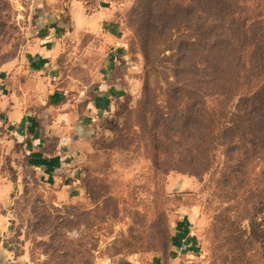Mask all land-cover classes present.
Here are the masks:
<instances>
[{
    "label": "rangeland",
    "instance_id": "1",
    "mask_svg": "<svg viewBox=\"0 0 264 264\" xmlns=\"http://www.w3.org/2000/svg\"><path fill=\"white\" fill-rule=\"evenodd\" d=\"M9 1L13 27L0 36V230L24 264H264L261 144L240 155L217 147L198 176L172 167L177 144L166 153L178 124L163 91L170 95L174 76L168 69L145 84L142 49L157 62L150 50L175 32L145 45L138 0L123 2L114 12L131 65L110 74L105 43L92 38L97 48L83 53L73 34L74 0ZM62 16L73 23L53 37L51 61L35 65L41 43L51 44L43 30ZM108 74L119 91L97 110L109 112L87 118ZM178 178L180 197L168 195Z\"/></svg>",
    "mask_w": 264,
    "mask_h": 264
},
{
    "label": "trees",
    "instance_id": "2",
    "mask_svg": "<svg viewBox=\"0 0 264 264\" xmlns=\"http://www.w3.org/2000/svg\"><path fill=\"white\" fill-rule=\"evenodd\" d=\"M134 10L142 15L145 45L175 32L174 42L150 50L157 62L142 49L140 76L145 84L168 69L174 76L166 82L170 95L163 91L178 124L168 131L175 141L166 145L168 154L180 148L172 167L198 176L224 145L240 155L259 142L264 154V0H138ZM11 11L10 1L0 0L1 37L13 27Z\"/></svg>",
    "mask_w": 264,
    "mask_h": 264
},
{
    "label": "crops",
    "instance_id": "3",
    "mask_svg": "<svg viewBox=\"0 0 264 264\" xmlns=\"http://www.w3.org/2000/svg\"><path fill=\"white\" fill-rule=\"evenodd\" d=\"M125 1L128 2V0H74V3L70 4V8H72L73 12H71V15H73L74 17H71V19L76 18L78 20L77 22L79 26L78 29H76L75 24H73V27L75 28L73 34L80 37L78 38V40L79 43L83 46V53H89L95 50L97 47L92 45L91 42L93 41V39L99 37V39L102 40L103 43H105L103 45L107 46L108 49L104 60L107 62L106 64L108 65V68L110 66L113 67L110 74L115 68H118V70L121 69L122 71L124 67L128 68L131 65V53L128 50V43L126 42V40H124V36L121 35L122 32L119 26L120 22L118 20V16L120 14L114 12L116 11V9H118V6L120 7L121 4ZM54 2L55 5L59 4V0H55ZM90 3L94 4L92 10H89L91 8ZM68 19L62 16L59 21L50 23L43 30L45 31V34L48 31L49 38L47 37L46 41H50L49 43L51 44H47V42L41 43V50L38 51L37 54H35L37 57L35 65H41V67H44L48 64L47 62L51 61V59L49 60L47 56L53 57V37L57 36L61 30L66 31V28L70 26V22L72 21L69 19V22ZM108 77L109 78L105 81V86H97L99 87V89L103 90V92H97V94H94L93 92L91 93V95L98 99L94 101V104L91 103V110H87V105H83V110H87V118L89 114H92L90 117H96L98 114L109 112L108 110L104 109L97 110L98 105L103 106L101 102L103 98H106V101L108 102V100L114 97L113 95L119 91L120 83L116 84V81L113 80L112 75L110 76L108 74ZM109 81H111V83L113 81L114 82L112 84H109ZM106 106H108L109 108V105ZM129 262V259H123L122 261L119 260L117 264H129Z\"/></svg>",
    "mask_w": 264,
    "mask_h": 264
},
{
    "label": "water",
    "instance_id": "4",
    "mask_svg": "<svg viewBox=\"0 0 264 264\" xmlns=\"http://www.w3.org/2000/svg\"><path fill=\"white\" fill-rule=\"evenodd\" d=\"M184 182L181 178L171 181L168 189L170 194H179L184 190ZM0 264H24L22 253L11 245V242L4 239L0 230Z\"/></svg>",
    "mask_w": 264,
    "mask_h": 264
},
{
    "label": "clouds",
    "instance_id": "5",
    "mask_svg": "<svg viewBox=\"0 0 264 264\" xmlns=\"http://www.w3.org/2000/svg\"><path fill=\"white\" fill-rule=\"evenodd\" d=\"M75 233H70L69 235H74Z\"/></svg>",
    "mask_w": 264,
    "mask_h": 264
}]
</instances>
